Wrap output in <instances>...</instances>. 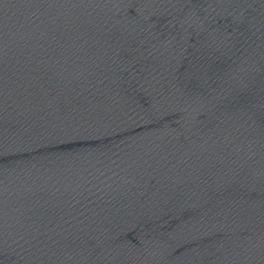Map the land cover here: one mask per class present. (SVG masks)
Segmentation results:
<instances>
[{
    "label": "water",
    "instance_id": "95a60500",
    "mask_svg": "<svg viewBox=\"0 0 264 264\" xmlns=\"http://www.w3.org/2000/svg\"><path fill=\"white\" fill-rule=\"evenodd\" d=\"M0 264H264V0H0Z\"/></svg>",
    "mask_w": 264,
    "mask_h": 264
}]
</instances>
